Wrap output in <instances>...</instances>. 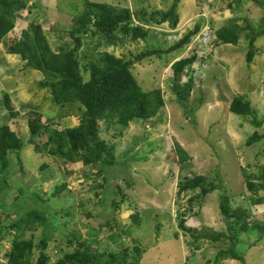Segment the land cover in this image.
<instances>
[{"label": "rangeland", "instance_id": "1", "mask_svg": "<svg viewBox=\"0 0 264 264\" xmlns=\"http://www.w3.org/2000/svg\"><path fill=\"white\" fill-rule=\"evenodd\" d=\"M33 1L39 2V7L43 10L42 14L41 10L39 11L35 21L38 18L45 20L42 27L46 30L51 47L55 50L65 42L69 44L67 30L72 17L81 12L83 0H28L27 4ZM93 1L102 3L113 1L119 6V2L123 4L129 0ZM140 1V6L132 8L143 10L146 15L153 11L167 10L172 3V0ZM192 1L194 2L180 0L177 10L179 9L181 17L190 15L189 10L194 9L191 8ZM231 1L230 11L227 3ZM196 4L199 6V14L195 17L199 16L197 23H201L200 31L191 38L188 45L179 50L167 52L179 38L172 39L171 42L161 35L162 30L168 31L165 22L161 25L150 23L151 28L148 29L150 32L144 41L116 32L101 42L93 41L87 49L88 53H79L80 61L84 62L87 59H94L97 48L101 46H105L106 50L114 52L116 56H125V59L142 50L161 51L160 55H152L133 64V72L143 90L157 87L162 90L165 106L159 115L146 121L134 120L121 129V134L114 127L105 129L100 122V137L115 146V165L103 169V176L107 182L106 190L111 192L109 190L114 191L116 186H120L124 195L120 209L113 211L118 222L125 225L130 223L129 214L132 211L127 208L136 209L140 213L138 225H131L128 234L136 238L146 249L141 257V264H213L219 247L212 245L207 239L196 241L194 245L197 249L190 246L188 242H193L190 233L178 226L179 212L186 217L184 223L186 227L197 231L207 228L212 233L226 232V220L219 212V195L224 190L230 197L231 205L234 208L246 209L248 220L253 222L248 231L238 234L236 250L242 253L244 264H264V232L255 227V224L264 225V202L256 205L250 202V194L245 188L240 170V167H245L248 172L258 173L261 171L258 168L260 165L264 169V137L250 146L245 143L254 131L264 135V122L262 126L256 128L250 123L252 115H239L228 109L231 98L241 94L251 102L256 117L264 121V35H260L254 42L255 56L251 63L245 59L248 45L244 36L246 31L241 33L237 45L216 46L213 43V32L231 21H236L239 25L249 24L251 29L257 31L258 22L262 17V7L252 0H197ZM140 17L134 16L139 23L142 22ZM184 19L182 21H185ZM182 21L181 24H184ZM15 23L17 32L26 26L21 20ZM193 26L192 21L190 27ZM84 38L85 41L93 40L91 36ZM0 49L2 50L0 56L5 55L4 57L10 60L7 67L0 65V125L8 124L12 130L19 132L25 141V146L20 151L21 165H18L16 156L10 154L8 172L0 177V226L8 224L21 213L34 209L31 199L26 200L29 192L47 194L55 184L64 181L67 184L64 194L44 205L39 204V208L50 212L73 209V217L60 213V221L68 220L67 227L73 230L79 239H84L89 231L86 222L90 220L85 218V210L93 212L100 210V207H93L91 203V200L95 199L92 186L95 187L97 184L91 174L97 171L98 166L83 167L77 164L73 168L74 172L66 176L61 169L60 161L35 153L32 146L26 143L29 136L27 121L24 118L17 121L7 118L8 111L2 103V94L7 92L9 96L12 95L11 88L6 89L18 86L20 81L27 86L31 85L33 91L39 80H42V76L33 72L35 70L31 68H24L21 61L12 55H6L3 48ZM192 52L197 54L195 63L191 65L192 88L188 98L179 104L171 90L170 65L173 60L186 57ZM186 79L187 76H181L180 82ZM39 92L44 95L34 96L30 101L29 96L21 94L17 98H10L15 109L22 114L28 110L27 103L30 102L38 111L44 113V119L47 116H54L52 128H55L57 123L75 124V106L59 107L49 101L50 94L48 95L46 90ZM199 98H202L201 102H198ZM44 140L41 138V141ZM42 164H47V167L41 169ZM192 173L203 175L208 182L216 185L220 182L222 189L216 188L206 194L188 210L187 199L198 193L199 189L182 193L181 196H177L176 191L177 182L187 174L191 177ZM17 184L22 186L16 188ZM80 201L85 202L82 206L84 211L77 209L81 207ZM4 212H8L10 216L5 218ZM110 214L112 215V212ZM42 228L26 231L23 238H31L36 244ZM53 229L51 226L50 232L47 233L49 242L47 253L52 261L59 242L66 250L69 249L61 228ZM174 233H177V239L173 238ZM14 234V231H10L6 234L3 232L0 236V263L9 250L10 240ZM98 240L105 243L107 237L101 234ZM125 241L128 243L129 239ZM129 244L132 246L130 242ZM227 245L226 242L223 247ZM37 254L35 249L33 257H37ZM218 264L242 263L234 259H224Z\"/></svg>", "mask_w": 264, "mask_h": 264}, {"label": "trees", "instance_id": "2", "mask_svg": "<svg viewBox=\"0 0 264 264\" xmlns=\"http://www.w3.org/2000/svg\"><path fill=\"white\" fill-rule=\"evenodd\" d=\"M252 1L262 7V17L258 22L257 31L251 29L249 24L239 25L236 21H231L213 32V43L219 46L222 44L237 45L241 33L246 31L244 36L248 45L245 59L248 63L254 60V42L260 35H264V0ZM179 2L180 0H172L167 10L153 11L146 15L143 12L133 13L127 7L83 0L81 12L72 17L71 25L67 30L70 37L69 44L65 42L54 50L48 41L46 30L42 27L45 20L38 18L35 21L39 11L43 13L39 2L33 1L27 4L28 0H0V48L21 61L24 68L34 69L42 75V80L38 84L41 88L49 90L53 104L59 107L73 105L76 108L74 125L57 123L56 127L52 128L54 116H47L44 119L43 112L33 109H28L22 114L15 109L9 94L4 92L2 103L8 111L7 118L16 121L20 118L26 119L29 132L26 143L32 146L35 153L60 161L61 169L66 176L74 172L73 168L77 164L83 167L98 166L97 171L91 174L97 183L95 187L92 186L95 199L91 200V203L93 207H100L97 212L85 210V218L90 219L86 222L89 231L86 238L79 239L73 230L67 227L68 220L60 221V213L73 217V209L50 212L39 208V204L44 205L63 195L67 186L66 182L61 181L55 184L54 190L52 189L53 191L47 194L29 192L26 200L31 199L34 209L21 213L8 224L0 226V236L3 232L5 234L10 231L15 232L10 240L9 250L0 264H141V257L146 249L136 238L128 234L131 225H138L140 213L136 209L127 208L132 211L129 214L130 223L128 225L118 222L116 215L113 214V211L120 209L124 195L120 186H116L114 191L107 187L111 192L106 190L107 182L103 176V169L115 165V146L100 137V122L103 123L105 129L114 127L121 134V129L127 127L130 122L146 121L159 115L165 106L162 90L159 87L143 90L133 72V64L135 61L139 63L146 60L152 55H160L161 51L142 50L133 57L125 59V56H116L114 52L101 46L97 48L94 59H87L84 62L80 61L79 53H81L84 36H91L92 41L98 43L110 38L116 32H121L132 39L144 41L149 35L144 25L149 26L150 23L160 25L167 22L171 29L175 28L179 22L177 12ZM227 7L228 10H232V1L227 3ZM134 16L136 18L141 16L142 24ZM18 20L26 23L20 32L15 31V22ZM133 20L138 23L136 26L133 25ZM200 28L201 24L196 23L192 29L187 30L176 40L167 52L176 51L188 45L191 38L198 34ZM196 59L197 54L192 52L186 57L173 61L170 65L171 90L179 104L188 98L191 91L193 82L191 65ZM181 76H187V79L180 82ZM201 100L202 98H199L198 102ZM228 109L235 114L252 115L250 123L256 128L262 126L264 122L256 117L255 109L244 95H234ZM262 137H264L263 134L254 131L245 143L250 146ZM41 138L45 140L41 141ZM24 146L25 141L19 132L12 130L6 123L0 125V177L8 172L11 162L10 154H14L18 165H21L20 151ZM46 167L47 164L40 166L41 169ZM258 168L261 171L252 173L248 172L245 167H240L245 188L250 194L249 200L255 205L264 202V169L261 165ZM187 175L177 182L176 195L181 196L182 193L199 189L198 193L192 194L187 199L188 210H191L195 202L206 194L216 188L222 189L220 182L218 185L208 182L203 175L193 173L191 177ZM17 185L16 188L22 186ZM17 193L19 194L18 190ZM226 193L227 191L224 190L219 195V212L226 220V232L212 233L207 228L197 231L186 227L184 224L186 217L181 212H179L178 226L190 233L193 242H188V244H191L190 246L194 249H197L194 244L200 239H207L212 245L219 247L212 261L213 264H218L224 259H234L244 264L242 253L236 250V239L239 233L248 231L253 222L248 220L249 215L246 209L234 208L231 205L230 197ZM83 203L85 202H79L81 206L77 208L79 211H84ZM4 216L6 218L10 215L4 212ZM51 226L53 230L61 228L65 235V243L69 247L66 250L65 246L59 242L53 261L47 253L49 248L47 233L50 232ZM255 227L264 232V225L255 224ZM39 228H42V233L36 244L31 238H23L26 231H36ZM101 234L107 237L105 243L98 240ZM176 234H173L174 239H177ZM126 239H129L132 246L129 242L126 243ZM226 242L228 245L224 248L223 245ZM35 249L38 254L34 258Z\"/></svg>", "mask_w": 264, "mask_h": 264}, {"label": "crops", "instance_id": "3", "mask_svg": "<svg viewBox=\"0 0 264 264\" xmlns=\"http://www.w3.org/2000/svg\"><path fill=\"white\" fill-rule=\"evenodd\" d=\"M196 1L197 0H194V2L192 1V3H191V8H194V9H198L199 8V6H198V4H196ZM107 3L109 4V5H113V6H118V5H115V3L113 2V1H107ZM132 4V5H131ZM140 4H141V1L140 0H135V1H133V0H129L127 3H123V4H121L120 2H119V6H121V7H127L131 12H133V13H138V14H141V12H143V10H133V8H132V6H140ZM170 6V5H169ZM168 6V7H169ZM167 7V8H168ZM194 9H190L189 11H190V15H187L186 17L184 16V17H181V14L179 13V9L177 10V12H178V14H179V22H178V24H177V26L175 27V28H173V29H171L169 26H168V23H166V27L168 28V31H161L162 32V34L161 35H163V37L164 38H168V40L169 41H171L172 39L173 40H176V39H178V38H180L187 30H189V29H192L193 27H190V23L193 21V25H195L196 23H197V21H199L198 19H199V16L198 17H195V15L196 14H199L198 13V10L197 11H195ZM144 13V12H143ZM229 13V12H228ZM192 14V15H191ZM202 15V14H201ZM192 16H194V17H192ZM185 18V19H184ZM186 18H188V19H190V20H188V19H186ZM194 18H196V20L194 19ZM182 19H184L185 21H182ZM186 20H188V21H186ZM180 21H182V23H184V24H181V22ZM163 24V23H162ZM201 24V23H200ZM161 25V24H160ZM185 25V26H184ZM145 26V28H147V29H150L151 28V25H144ZM182 26H183V28H182ZM154 28V27H153ZM182 30H184V32L182 31ZM150 32V30H148V33ZM85 38L83 37V46H82V48H81V52H84V53H88V47L93 43V41L92 40H84ZM85 42H88L87 44H85ZM172 42V41H171ZM132 43V42H131ZM132 45H133V43H132ZM87 51V52H86ZM6 55H8V56H11L10 54H8V53H6ZM5 56V55H4ZM4 56H0V58H1V62H0V65H4V66H8V64H9V62H10V60H9V58H7V57H4ZM173 61H175V60H173ZM172 61V62H173ZM172 64V63H171ZM34 70V69H33ZM33 72H35V73H39V72H37V71H33ZM41 75V74H40ZM42 76V75H41ZM40 81V80H39ZM39 85V84H38ZM38 85H35V88H34V90L33 91H31V85L30 86H27L24 82H22L21 83V81L19 82V85L18 86H13V87H8L6 90H9L10 88V90H11V92H12V95H10V97H16L17 98V96H19V94H21V95H24V96H29L28 97V100L30 101L34 96H37V95H44V94H42V93H40L39 91H44V90H46V93H48V95L50 94L49 93V90L47 89V88H41L40 86H38ZM39 90V91H38ZM50 100L49 101H51V98H49ZM21 103V105H22V101L20 102ZM51 103H52V101H51ZM51 103H49V105L51 104ZM28 105H29V107H28V109H33V110H36V111H38L37 110V108L35 107V105H32L30 102H28L27 103ZM53 104V103H52ZM39 112H41L42 113V111H39Z\"/></svg>", "mask_w": 264, "mask_h": 264}, {"label": "built area", "instance_id": "4", "mask_svg": "<svg viewBox=\"0 0 264 264\" xmlns=\"http://www.w3.org/2000/svg\"><path fill=\"white\" fill-rule=\"evenodd\" d=\"M133 22H134L133 23L134 26H136L138 24L135 20H133Z\"/></svg>", "mask_w": 264, "mask_h": 264}]
</instances>
